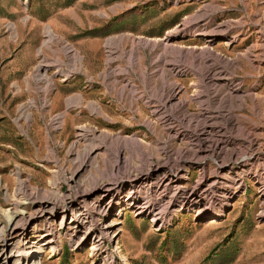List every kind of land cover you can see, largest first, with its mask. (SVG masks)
Segmentation results:
<instances>
[{"label": "rangeland", "instance_id": "374dc122", "mask_svg": "<svg viewBox=\"0 0 264 264\" xmlns=\"http://www.w3.org/2000/svg\"><path fill=\"white\" fill-rule=\"evenodd\" d=\"M225 24L226 31L206 39ZM46 28L56 37L49 46L44 45ZM66 47L76 55L73 66ZM209 52L217 57L210 59ZM158 59L180 63L178 72L164 70ZM43 63L48 67L39 74L51 83L46 91L36 77ZM209 66L219 78L224 74L238 85L223 109H230L239 131L229 130L231 124L221 119L213 127L201 121L206 110L220 107L221 99L208 103V92H224L220 80L206 79ZM173 85L177 94L172 102L181 103L175 107V124L189 134L184 137L167 131L145 103L152 98L164 102ZM31 101L35 105L27 108L28 118L20 117V108ZM63 112L62 125L55 118ZM195 120L208 130L197 131ZM81 127L86 135L80 134ZM192 129L200 135L202 152L211 141L210 130L214 140L223 131L236 139L241 157L251 158L253 152L245 149V141L264 147V0H0V228L6 227L15 201L67 197L80 184L102 206L112 195L123 197L129 179L165 170L157 168L162 162L177 166L178 161L182 169L175 167L180 172L172 175L187 179L163 196L135 189L131 201L208 199L201 191L206 183L201 168L214 172L216 164L192 157ZM87 151L85 167L70 180ZM216 155L222 156L218 150ZM232 163H223L219 171ZM199 178L205 179L196 185ZM117 180L119 190L108 196L101 192ZM240 180L242 189L214 218L211 210L203 215L195 211L199 207L191 208L195 203L169 212L163 223L151 215L137 216L133 202L119 216V211H108L100 223H117L115 239L94 252L90 241L75 245L80 233L70 239L59 214L27 233L31 241L50 223L56 244L20 264H264V197L252 176ZM22 181L24 192L18 185ZM73 198L64 201L75 205L81 197ZM31 201L18 210L32 214ZM18 247L15 238L3 253Z\"/></svg>", "mask_w": 264, "mask_h": 264}, {"label": "bare ground", "instance_id": "6f19581e", "mask_svg": "<svg viewBox=\"0 0 264 264\" xmlns=\"http://www.w3.org/2000/svg\"><path fill=\"white\" fill-rule=\"evenodd\" d=\"M226 26L227 25L225 24L214 27L212 31L206 34L207 36H209L206 39L210 40L215 37V34L226 31L227 30ZM11 28H13V25L11 26ZM44 35H45V41H44L45 46H49L53 42V40L56 39L50 28L45 29ZM212 53L213 52L211 53L209 52L210 59H212L213 57H217ZM66 56L69 59V62L72 66L76 64L77 58L72 48L66 47ZM216 59L221 60V57L218 56V58ZM223 59L225 63H229L228 60H226L225 58ZM43 67L45 69L46 67H48V65L44 63L41 64L37 69L36 77H39V81H43L45 83L44 91H46L49 88V86H51L50 85L51 83L46 76L44 75L41 76L39 74L40 73L39 71L40 70L42 71ZM211 68L212 67L209 66L208 70L205 73L206 79L208 81H211L215 78L220 80L221 82L220 86L224 92L222 91H220V93L215 91L208 92V97H207L208 103L209 102L212 103L214 100L218 101L219 99H221L220 104L218 103L220 107L218 111L215 112L213 110L212 111L206 110L202 115H200L202 117L201 121H205L204 123H206L207 126L213 127L214 124H217L216 120L221 119V121H224L225 124L227 125L231 124L230 125L231 128L229 130L239 131V124L235 120H233L235 118L229 111L230 109L229 108H228L229 110L223 109V105H225L226 102H228V97L231 96V93L238 91L237 88L238 85H234V82L229 81L224 74H222L221 77L219 78V74L213 73ZM176 88L177 87L175 86L170 88L169 96L167 95V97H164L163 100L165 103H169L170 105H173L175 107H181V103L172 102L176 98V94H177ZM78 100L80 99L78 98ZM68 101L69 99L67 100V103ZM33 105H35V103L34 101H31L28 107L27 106L21 107L20 117L23 116L24 118L27 119L28 118V114H26L27 108ZM65 114L66 113L63 112L62 115H59L55 118L56 120H58L57 122L59 124H62V122H64ZM197 122L198 121L195 120V128H198L196 129L197 131L199 130L200 132H204L208 130L205 128V125H203V122L199 121L198 122L199 124ZM235 123L237 125H235ZM79 131L80 132L82 131L80 134L86 135L87 130L85 128L81 127V129L79 128ZM191 131H193L192 134L190 133V136H193L192 137L193 138L192 141L194 143L192 144L193 146L192 148H194L193 153L195 152L194 154L192 153V157L194 156L196 158H202V159L204 157L205 161L206 158L213 159V161L216 164V166H214V172H216L215 174L213 172V169H210L211 171H209L208 169L205 168V166L201 168L202 171L201 174H204V177H206L205 189L201 188V191L204 195L210 196L208 199L182 198L180 200L177 199V197L175 199L169 197L165 201L163 200L164 202L162 203H161L162 199L155 200L152 202L147 201V199L146 201L137 199L138 201H141V204L139 202L131 201V200H135V198L133 197L135 193L134 191L135 189H146L149 192L155 191V192H159V196H163V194L165 193L167 194L169 190L175 189L177 185L183 183V179H185L186 177L175 178L172 175V172L173 173L180 172V170H178L177 168L182 169L180 167L182 165H180V163L177 161L175 163L178 164L177 166H173V163L172 165H166L167 162L166 164L165 162H162L161 165H157V168L158 167H163L164 169L166 168L165 170L160 171L158 175L157 174L149 175L143 179L135 177L129 179L128 182H124L128 184V186L130 187L127 189V193L123 197L121 196L113 197L112 195L122 186V183H120V181L118 182V180L112 185L104 186L102 189L100 188L101 192H104L107 196L112 195V197L107 200L108 202L104 203L102 206H100L99 201H93V199L91 198L93 195L91 193H88L87 189H84L80 184L79 185L74 184L72 186V193L67 197L57 196L56 198L49 201L39 200L37 202L35 200L36 199L35 197H29L26 198L27 200L25 203H23V201H21L22 203L20 201H15L14 210H10V213L6 215L7 217L6 227L0 228V247H1L0 264H20L22 258H25V260H28L29 258L31 259V257H33L37 253V250L46 246L53 247V245L56 244V240H53V236L55 235L54 233L56 231L52 229L53 227L50 223L48 224L46 230L37 233L35 237H32L31 241H29L30 238L29 236L31 233L29 235L27 233L29 231H33L34 228L33 225L39 222H49L51 221V219H53V217H57L59 214H61L62 224L66 226V231L70 233L69 235L70 239H75L76 234L80 233L79 235L80 239L79 238L76 239L75 245L77 244L79 245L82 241L83 242L85 241L86 243L90 241L92 245L91 251L94 252L96 250L102 249L105 243L108 242L112 243L115 239L114 228L117 225V223H114V221H112L110 224L100 223L102 219L105 218V216L107 217L109 215L108 211L110 213L115 210L119 211V213L116 215L119 216L121 210L125 206L131 205L132 202L133 205H136L135 207H133V209H135V213L137 216L151 215L153 219L159 223L166 220L164 217L169 212H174L178 210V208L188 210L189 205L193 203L195 204H193L191 208L199 207L198 208L199 210H197L196 208L197 212H199L200 210L203 211L205 209L203 213L204 212L206 213L207 211L211 210L209 213H211L210 215H212L213 216L212 218H214L217 217L220 213H222V208L223 206H225L226 200H228L229 197H231L237 190H239V188L242 189V183L240 179L247 175L253 177L254 181L258 185L259 190L261 191V194L264 197V154H263L264 147L262 146L256 147L257 142L253 139H251V141H245V146H244L246 147L245 149L251 150L253 152L250 155L251 158L241 157V153L239 152V144L236 139H233L231 135L223 134V132H225L223 131L221 132L222 134L220 133L221 134L220 140H222L221 143L219 139L214 140L212 139V137H210L213 136V131L210 130L208 131V134H209V140H211L212 142L209 141L206 150L202 152V149L200 148L201 143L200 141H198L200 135L195 134L196 132L194 129H192ZM202 134L203 133H201V135ZM179 135L184 137V135H189V134L179 133ZM231 140L233 142H231ZM216 150H218V153L222 156H217ZM88 157H89V153L87 151V153H85L84 159L77 168L78 170H76L75 174L70 180H73L75 175H77L76 173L79 170H81L82 167H85ZM225 162H233L232 163L233 165L231 167H222V169H226V170L220 172L219 170L221 168V165ZM175 167H177L176 170H173ZM115 169H117L116 166L112 167L111 169L112 173ZM177 173L174 174L177 175ZM211 176H213L214 178L211 179V182H208L209 181L208 179ZM203 179L205 178H201V179L199 178V182H197L196 185L199 184ZM203 183L204 181L202 182V184ZM137 184H142V185L136 186ZM18 185L20 188L19 190L23 189V192L24 190L26 191L25 188L27 187L25 186V183L23 181L19 182ZM216 192H220V193L216 194ZM211 193H213V195H211ZM193 195H196V191H193L192 196ZM74 196L81 197L79 202L76 203L75 205H72L74 204L73 202L66 203L64 201L67 199H71ZM165 196L166 195H164V198H166ZM30 200H32L31 202L33 203L31 204L32 212H33L32 214L26 215L24 211H22V209L21 211L18 210L19 209L18 205L21 206L25 205L27 201ZM197 204L199 205L197 206ZM15 238L19 239V247L22 246V248L18 247L12 249L9 255H5V253H3L4 248ZM111 262L112 261H109L108 263Z\"/></svg>", "mask_w": 264, "mask_h": 264}, {"label": "crops", "instance_id": "0c3cea01", "mask_svg": "<svg viewBox=\"0 0 264 264\" xmlns=\"http://www.w3.org/2000/svg\"><path fill=\"white\" fill-rule=\"evenodd\" d=\"M206 8V7H205ZM180 24V23H179ZM171 51H174L175 53H177L178 52V47L177 46H172L171 48ZM179 53V52H178ZM190 54V53H189ZM193 54V53H192ZM158 60H161V59H158ZM161 62L163 63V65H162V67L164 68V70H166L168 67L170 68V69H177V68H179L180 67V63H172V62H169V61H167V60H161ZM176 72H178V69L176 70ZM156 102L155 104L154 103H152L151 104V102ZM160 101V102H159ZM162 101V99L160 98V100H154L153 98L152 99H150V100H145V103L146 104H150L152 107H153V109H152V111H160V110H164V106L165 107H167L168 109H166V110H168V112H169V115H171V117H173V118H175V119H178L177 117H176V115L178 114V110H176L175 109V106H173V105H171L170 106V104H166L165 102H163ZM173 106V107H172ZM162 110V111H163ZM175 110V111H174ZM179 117V116H178ZM108 119H109V117H107Z\"/></svg>", "mask_w": 264, "mask_h": 264}, {"label": "built area", "instance_id": "2783aa9c", "mask_svg": "<svg viewBox=\"0 0 264 264\" xmlns=\"http://www.w3.org/2000/svg\"><path fill=\"white\" fill-rule=\"evenodd\" d=\"M166 109H168L167 107L165 108L164 107V110L162 111V110H160V111H156L155 113H158V116H157V120H160L161 121V123L162 124H165L166 125V127H167V131H170V132H172V133H181V131L180 130H178V128H179V126L178 125H176L175 123V121H176V119L175 118H173V117H171V115H169V112H168V110H166ZM178 130V131H177ZM182 134V133H181ZM172 135V134H171ZM189 180H190V177H189ZM189 182V181H188ZM193 197V196H192ZM155 198V197H154ZM109 199V198H108ZM107 199V200H108ZM106 200V201H107ZM196 211V210H195ZM180 211H177V213H179ZM197 213V212H196ZM198 213H200V214H203V215H205L206 213L204 212H202L201 210L198 212ZM176 215V214H175ZM109 216V215H108ZM136 216V215H135ZM174 216V215H173ZM170 217H172V216H170ZM151 222H153V221H151ZM153 223H155V222H153ZM163 223V222H162ZM161 223V224H162ZM161 224H159V225H161ZM158 225V226H159Z\"/></svg>", "mask_w": 264, "mask_h": 264}]
</instances>
